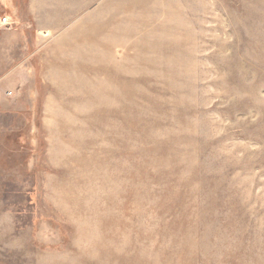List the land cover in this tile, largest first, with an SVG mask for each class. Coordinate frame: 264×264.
<instances>
[{
    "label": "rangeland",
    "instance_id": "rangeland-1",
    "mask_svg": "<svg viewBox=\"0 0 264 264\" xmlns=\"http://www.w3.org/2000/svg\"><path fill=\"white\" fill-rule=\"evenodd\" d=\"M12 3L0 264H264V0Z\"/></svg>",
    "mask_w": 264,
    "mask_h": 264
},
{
    "label": "crops",
    "instance_id": "crops-1",
    "mask_svg": "<svg viewBox=\"0 0 264 264\" xmlns=\"http://www.w3.org/2000/svg\"><path fill=\"white\" fill-rule=\"evenodd\" d=\"M12 1H11V4H10V1L8 0V7L10 9L14 8ZM15 23H16L17 27L21 28V29H17L18 33H23V34H24L25 27H28V25H31V27H34L36 25H40L41 24V23L39 24V23H35V22H14V24ZM42 24L50 26L51 23L50 22H42ZM13 28L15 29V27H13V26L10 27V28H4L3 31L10 32Z\"/></svg>",
    "mask_w": 264,
    "mask_h": 264
},
{
    "label": "built area",
    "instance_id": "built-area-1",
    "mask_svg": "<svg viewBox=\"0 0 264 264\" xmlns=\"http://www.w3.org/2000/svg\"><path fill=\"white\" fill-rule=\"evenodd\" d=\"M9 24H10V22L6 16H4L0 19V25H9ZM8 94H10V92H8Z\"/></svg>",
    "mask_w": 264,
    "mask_h": 264
}]
</instances>
